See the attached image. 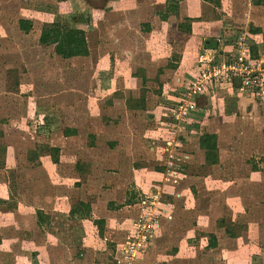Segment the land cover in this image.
<instances>
[{
    "label": "rangeland",
    "instance_id": "1",
    "mask_svg": "<svg viewBox=\"0 0 264 264\" xmlns=\"http://www.w3.org/2000/svg\"><path fill=\"white\" fill-rule=\"evenodd\" d=\"M87 1L0 0V264H36L38 257L23 254V246L47 250L46 264H117V244L126 239L143 206L137 195L132 206L120 210L114 229L120 237L111 254L108 239L93 235L79 251L73 249H79L80 227L66 220L65 209L76 196L61 199L53 183L55 165L38 158V151H46L44 142L60 144L68 154L73 146L82 159L100 162L97 173L107 183L119 170L121 176L158 172L147 188L138 190L161 184L146 264H264V103L253 99L260 110L251 121L239 117L232 129L223 126L215 164L202 162V154L199 158L190 149L193 135L207 127L194 122L200 99L190 114L193 127L175 132L171 113L180 90L196 76L197 52L214 33L217 19L232 27L238 22L236 31L248 32L247 1L218 0L215 10L200 2L201 9L209 10L208 21L203 15L187 17L188 10L181 16L167 14L165 0ZM88 5L100 11L92 15ZM73 9L80 11L74 15ZM52 22L70 28L88 24V53L64 58L55 52L53 40L40 42L41 27ZM222 58L217 54V60ZM113 88L119 91L108 97ZM209 91L202 94L207 118V109L226 94ZM133 92H144L141 107L127 110L122 122L118 99ZM67 126L77 128V135L63 137L60 131ZM177 152L181 159L175 158ZM57 162L60 173L70 170L69 164ZM172 191L182 194L171 196ZM211 233L218 244L210 250L205 246ZM45 236L47 243L42 242Z\"/></svg>",
    "mask_w": 264,
    "mask_h": 264
},
{
    "label": "crops",
    "instance_id": "2",
    "mask_svg": "<svg viewBox=\"0 0 264 264\" xmlns=\"http://www.w3.org/2000/svg\"><path fill=\"white\" fill-rule=\"evenodd\" d=\"M76 1V0H75ZM177 1V11H172L175 12L176 15L181 16L182 15V10H188L189 13L187 14V17H195L199 15H203L204 19L211 20L210 18V13H208L209 10H203L201 9L200 2L207 3L210 6H213L212 9H216L217 5L208 0H176ZM247 3L249 4L248 10L244 12V17L248 18L247 20V25L249 26V29H247L248 32L246 31H236L235 26L238 25V22H234L235 26L227 25L226 21L223 20L220 22V19H217L215 25L213 26L214 33L213 34H208V38H205L203 43L205 44V41L207 40L208 44H213L215 46H208L207 48L213 49L215 52L216 56L219 54V56L226 57L230 52H232L234 45H232L231 36L232 34L237 33V36L240 35L241 33H248L249 37L247 36V40L250 44L251 52L253 56L260 58L261 60L264 61V3L263 4H253L251 3L250 0H246ZM85 2H89L85 0ZM98 3L99 1H95ZM173 2L170 0V3ZM75 3V2H73ZM94 3L96 6H99L98 4ZM165 3V4H164ZM163 4L165 5V11L166 13H170L171 11H167L166 8V0ZM92 5L91 3H88ZM88 5V8L86 9L87 12H92V15L95 13V11H100V10H93L95 8L90 7ZM97 9V8H96ZM224 10V9H223ZM77 11L80 10H69L70 13L76 15ZM104 11V10H103ZM226 11V10H224ZM110 12V11H109ZM97 15H100L97 13ZM225 15L222 16V18ZM99 17V16H98ZM96 18L94 22L98 23L99 18ZM83 18V17H82ZM81 18V19H82ZM80 19V20H81ZM87 22V21H86ZM223 23V24H221ZM233 24V23H231ZM223 25V26H222ZM190 26V25H189ZM222 27V29H221ZM74 28H79L83 30L85 33H87V25L79 26L76 25ZM191 30V26H190ZM223 33V34H221ZM86 37V36H85ZM235 37V35L233 36ZM210 40V41H209ZM89 41L88 37L86 38V42ZM205 47V46H204ZM73 57H79V56H73ZM72 58V57H69ZM109 61V60H108ZM106 77V82L108 83V77L111 76L109 72L107 73ZM136 78V77H133ZM139 79L142 81V77L139 76ZM111 82V81H110ZM136 84V79L134 81ZM111 85L107 86L110 87ZM124 86V85H123ZM128 88L129 86H124ZM234 87V86H232ZM106 88V87H105ZM216 89V93H222V91H226L224 98L218 99L213 104V107L208 108L207 110H211V116L210 118L206 117V108L203 107L204 105V96L202 95L198 99H200L199 102V113H197V117L194 119V122L196 123H202L206 124L207 127L209 126L208 123L212 124L211 126L213 127L212 129H209L206 127L202 131L208 132V133H213L216 135V143H217V155L219 157V136L222 132L223 126H228V128L232 129L237 125V122L241 121L238 118H244L247 119L246 121H251L250 119H253L254 113H258L260 108H258L257 104L253 101V99L239 94L237 91H231L229 90V87L220 89ZM235 89V88H233ZM125 90V89H123ZM119 89L113 88L112 90L108 91V97L112 96L113 93L115 94L118 92ZM134 91V90H133ZM136 91V88H135ZM147 92V91H146ZM143 93L141 95L134 94L132 96H127L125 98H112L110 101H114L118 99V105L120 107V118L123 119L122 122H125V116L128 117L127 113H125L127 110H134L136 108H140L143 100ZM129 97V98H128ZM109 101V103H110ZM238 113V115H237ZM199 115V116H198ZM195 116V115H194ZM91 117H93L91 115ZM216 118V123L213 121V118ZM206 121V122H205ZM214 122V123H212ZM202 124V125H203ZM43 127L50 128L49 124L45 123L43 124ZM192 127L195 126V124H191ZM65 130H69L67 132H64ZM63 134V137H74L77 135V128L72 127V126H67L64 127L61 131ZM65 133V134H64ZM202 133H198L196 135H193L192 138V146H191V151L192 149L194 151L199 152V158H200V153L202 162L205 161L204 157V150L200 148L199 143H198V138ZM91 135V134H90ZM192 135V134H191ZM46 137V136H45ZM185 139L187 136H183ZM189 137V136H188ZM187 137V138H188ZM48 138V137H46ZM183 140V138H181ZM185 141V140H183ZM47 145L45 146L46 151H38L39 153V159L41 162L47 158V160L55 165V171L57 173L54 174V178L56 181L53 183L55 184L54 187H57L58 192L63 194L61 199H67L69 198V195L75 194L76 198L75 200L72 199L70 203H66V220L75 223V228H78L77 226L79 225V233L76 234L79 236L78 241L76 242L75 247H79V249L73 248L75 250H80L82 242H85V240L93 235L94 238H103L105 240L108 239V248L110 249V254L113 250L115 242L119 241V235L117 237L114 235V229L116 228V224L118 221V217H120L119 212L122 209L127 208L128 206H132V204L135 201L136 196L138 195V190L139 189H145L149 186L151 183V179L154 178V174H157V171H146L143 174L138 175H131L129 173H124L125 176L120 175V170L117 172V178H113L111 182H106V180H103V175L101 178H99L98 171L96 167L99 165L97 162H90L91 160H84L82 159L81 156H78L77 153L73 150V146L69 148V154L64 151L62 153V146L60 144H50L48 142H44ZM112 144L113 142H109V144ZM50 148H57V152H54L50 150ZM193 156V152H191V157ZM56 160L54 161L53 160ZM57 161L63 162V164H69L70 165V170H65L63 173H60L61 169H57L56 163ZM217 163V162H216ZM215 164V163H213ZM93 167L95 168V171H92ZM44 169V168H43ZM147 169V168H145ZM137 172V171H135ZM132 176V177H131ZM134 176V178H133ZM133 179V180H132ZM77 182H81V184H77ZM66 183V184H65ZM114 183V184H113ZM182 193H178L175 191H172L171 196H181ZM70 199V198H69ZM125 204V205H124ZM124 205V206H122ZM59 207H62V205H58ZM122 208L120 209V207ZM118 207V208H117ZM124 207V208H123ZM124 211V210H123ZM55 229H58L54 227ZM55 234L58 235V230H54ZM119 231V229H118ZM120 232V231H119ZM122 233V237L124 232ZM163 233V232H162ZM60 234V233H59ZM215 235V234H214ZM238 237V236H237ZM216 238V236H215ZM47 237L42 240L47 243ZM208 241V238H207ZM1 244V243H0ZM113 244V246H112ZM218 244V239L216 238V245L215 246H209L206 245L208 249H213L216 248ZM119 242L116 247V254H118L117 248H118ZM23 254L26 255H35L38 257V261L36 264H46V261L49 262L50 260V254L47 250H42V249H37V248H31V247H24L23 246ZM11 250L7 253L9 254ZM81 252V251H80ZM105 253V252H102ZM11 254V253H10ZM144 256V255H143ZM117 258V257H116ZM28 260L25 259V261ZM142 264H146L147 260H144V257L142 258ZM248 262V261H247ZM74 264H78V262H73ZM25 264H31L29 261L28 263ZM96 264V263H95ZM103 264V263H101Z\"/></svg>",
    "mask_w": 264,
    "mask_h": 264
},
{
    "label": "built area",
    "instance_id": "3",
    "mask_svg": "<svg viewBox=\"0 0 264 264\" xmlns=\"http://www.w3.org/2000/svg\"><path fill=\"white\" fill-rule=\"evenodd\" d=\"M196 57L199 68L196 76L180 90L181 96H178V102L171 110L175 132L192 124L190 114L197 109L194 101L206 92L207 87L211 90L209 94H215L223 84L234 86L242 95L264 103V61L253 56L245 33L235 38L232 52L221 60H217L213 49L207 47H201ZM169 158L166 157V164L171 163ZM175 158L181 159V153L177 152ZM160 188L161 184L158 183L154 189L138 193L143 206L139 215L131 221L126 239L118 245L117 264H142L152 223L156 221L161 204Z\"/></svg>",
    "mask_w": 264,
    "mask_h": 264
},
{
    "label": "trees",
    "instance_id": "4",
    "mask_svg": "<svg viewBox=\"0 0 264 264\" xmlns=\"http://www.w3.org/2000/svg\"><path fill=\"white\" fill-rule=\"evenodd\" d=\"M169 2L166 0L167 11H177V1L172 0ZM214 3H217L218 0H208ZM253 4H263L264 0H250ZM187 30L190 29V26H186ZM53 40L55 42V52L64 57L69 58L73 56H83L88 53L85 32L79 28L74 27H65L59 22H52L49 24H44L41 27L39 41L42 43H47ZM210 41V40H209ZM205 47L215 46L208 44L207 40L204 44ZM69 130H65L67 132ZM198 143L200 148L204 150V157L207 163L213 164L217 162V143L216 135L213 133L204 132L198 138ZM50 150L57 152V148H50ZM56 160V158H55ZM209 246L216 245V238L214 234L208 236Z\"/></svg>",
    "mask_w": 264,
    "mask_h": 264
}]
</instances>
